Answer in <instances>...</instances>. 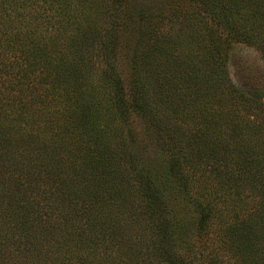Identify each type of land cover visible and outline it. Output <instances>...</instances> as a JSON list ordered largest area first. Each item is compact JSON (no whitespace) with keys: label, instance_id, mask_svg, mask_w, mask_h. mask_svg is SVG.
Segmentation results:
<instances>
[{"label":"trees","instance_id":"1","mask_svg":"<svg viewBox=\"0 0 264 264\" xmlns=\"http://www.w3.org/2000/svg\"><path fill=\"white\" fill-rule=\"evenodd\" d=\"M118 1L0 0V264H264V99L228 68L239 44L264 53V0H175L133 51L139 80L107 74L109 107H88L83 51ZM133 111L162 167L141 163Z\"/></svg>","mask_w":264,"mask_h":264},{"label":"rangeland","instance_id":"2","mask_svg":"<svg viewBox=\"0 0 264 264\" xmlns=\"http://www.w3.org/2000/svg\"><path fill=\"white\" fill-rule=\"evenodd\" d=\"M175 3V0L118 1L117 9L108 14L109 16L111 13V18L107 17L110 25L107 23L106 28L110 29L111 32H108L104 36V41L97 42L93 52L88 49H84L83 51L85 58L87 57L86 61L82 63L84 64V70L86 68L89 69L90 64L93 63L92 65L96 68L97 72L94 69L92 71L97 74L99 73V75L95 73V76H90L91 84L94 87L90 88L92 102L88 107L93 106L94 103L100 106L102 99L103 104L100 107L102 109L109 107L106 93L109 89L110 91H113V89L106 79L107 74L115 76L117 72L118 74L122 73L123 81L126 83L124 86L128 89L133 86L136 78V82L139 80L141 71L138 72L135 63L136 57L134 58L133 51L143 42L144 39L142 38H145L144 33L149 31V28L157 34L158 31L163 35L166 31L167 33L169 32L170 26L168 25V20L173 15ZM228 68L232 81L240 89L252 97L264 99V53L258 47L247 44L237 45L231 53ZM81 72L76 69L74 76L77 73H81L82 75L80 74V77H85V71ZM89 74L90 71L88 70L86 75L88 76ZM79 84L82 86V81ZM149 94L151 93L149 92ZM153 95L156 96L158 94L155 92ZM144 98L149 99L150 109L155 103L154 97L145 95ZM98 100H100L99 103L97 102ZM83 108L86 109L87 107L84 106ZM104 113L105 111L102 117H106ZM144 115L145 113L139 114L135 111L131 114V122H129L130 137L132 138L131 143H134V147L137 149L138 155L141 158V163L151 162L156 166L162 167L166 157V146L157 138L154 129L150 126L151 121L149 120L148 122L147 119L149 118L144 117ZM242 174L245 175L237 169V171L230 173V178L235 181ZM252 174L256 178L253 179L256 185L253 181L251 184L259 188L258 186L264 182V175L257 176L255 173ZM246 190L244 191L246 192ZM252 204L253 202L250 201L249 205ZM262 229L263 227L259 228V235H262ZM258 242L264 243L263 235L262 239ZM231 251V248L219 249L218 253L221 255L223 264H232L230 258ZM6 252L7 250L3 251V253Z\"/></svg>","mask_w":264,"mask_h":264}]
</instances>
